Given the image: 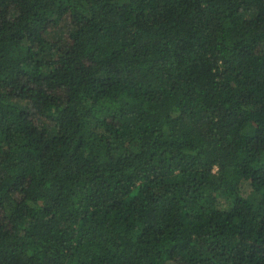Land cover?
<instances>
[{
    "label": "trees",
    "instance_id": "16d2710c",
    "mask_svg": "<svg viewBox=\"0 0 264 264\" xmlns=\"http://www.w3.org/2000/svg\"><path fill=\"white\" fill-rule=\"evenodd\" d=\"M0 264H264V0H0Z\"/></svg>",
    "mask_w": 264,
    "mask_h": 264
}]
</instances>
